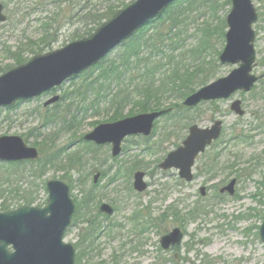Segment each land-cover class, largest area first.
Wrapping results in <instances>:
<instances>
[{
	"label": "rangeland",
	"instance_id": "obj_1",
	"mask_svg": "<svg viewBox=\"0 0 264 264\" xmlns=\"http://www.w3.org/2000/svg\"><path fill=\"white\" fill-rule=\"evenodd\" d=\"M37 1L42 0H27L21 5L8 2L10 4L5 10L8 21L0 24V76L17 66L8 57L9 51L15 52L21 46L30 45V41L39 43L41 22L48 13L43 10L30 11ZM73 1L78 3V0ZM253 1L259 10V21L254 26L257 33L255 42L257 67L254 74L260 76L264 75V0ZM63 8L65 12L59 16V22L55 26L60 28L57 42L51 43L42 52L26 53L24 56L26 62L36 55L57 51L74 41L72 34L78 29V24L76 22L74 25L71 24L72 12L69 5H64ZM76 8L79 9L78 6ZM77 9L74 12H77ZM230 10L231 5L227 6L225 11H221L220 15L227 16ZM207 18L208 14L202 16L200 23ZM193 42L190 40L188 44L192 45ZM120 51L121 48H117L106 60L113 59ZM219 65L217 76L213 80L228 76L238 67L220 63ZM98 72H94L93 75H97ZM86 77L81 75L65 82L54 90L53 95L44 94L35 99L22 101L11 109H0V138L21 136L30 146L40 149L39 144L43 143L42 140L45 137L48 140L52 136L54 142L52 149L60 151L59 157L62 161L77 151L86 154L85 164L80 173L69 172L67 175L70 177L66 179V171L61 172L58 170L60 168H53L45 180L63 179L70 185L74 200L83 199L80 185L86 191L93 190L96 197L91 211L93 218L97 215L103 217L98 210L103 203L113 207L120 206V210L104 224L117 225L118 228L110 236L105 234L100 236L96 246L85 251L82 264H264V245L259 236V228L264 221V79L251 93L240 92L228 101L203 103L197 110L187 114L184 124L189 117L190 125L196 124L201 128L210 127L213 121L223 120L224 139L230 138L235 129L238 132L244 130L249 139L238 149L222 154L213 178L205 173L193 183L180 184L177 182L176 171H169L166 174L159 170L154 171L164 155L174 150L175 144L182 141L176 137L167 138L171 124L165 118L160 120L153 136L149 138L151 148L155 147L152 152H145L144 146H140V142L143 145V141L136 140L134 144H129L120 158L113 160L110 149L95 150L87 145L84 136L100 124L138 114L132 113V107H128L117 120H114L116 113L111 101L119 92L116 83L109 84L112 86L108 88V93L104 94L107 98L100 99L95 109L78 113L77 110L82 109V106L79 100H76V96L71 94L80 89ZM54 95L64 97L67 95L69 98L54 107L44 108V103ZM235 100L242 101L246 113L244 117L240 118L230 111L231 103ZM60 113L67 120H71V116L75 115L77 128L63 131ZM258 117L260 118L257 121ZM50 121L54 122L50 124ZM187 133L188 131H184L183 137ZM88 148L94 152L88 153ZM216 151L217 149L214 152ZM212 154L213 150L209 149L206 155L198 159L194 169L196 174L197 167H202ZM233 154L238 155V161L234 160ZM138 155H140L138 159L148 169L142 170L148 172L147 182L150 184L149 189L140 196L133 189V177L131 180L128 177L130 162ZM233 163L236 164V168H231ZM96 172L102 174L97 185L94 184ZM236 172L241 175L236 186V196L225 195V198L218 199L217 193L232 179L237 178ZM19 186L26 188V183L20 182ZM201 187L207 188L206 196L200 194ZM47 197L48 195L41 189L37 203H43ZM198 206L203 207L208 215L200 216L197 220L189 218V214ZM142 212V216H137L138 228L134 221H131V217ZM179 212L181 217L176 216ZM163 214L168 215L169 219L160 225L157 219ZM83 219L85 217L81 214L78 221L83 223ZM83 227L85 226L82 224L71 227L65 236V242L75 245ZM175 227H180L184 231V241L177 249L163 251L160 240ZM77 253L79 254L78 251ZM163 258L167 262H163Z\"/></svg>",
	"mask_w": 264,
	"mask_h": 264
},
{
	"label": "trees",
	"instance_id": "obj_2",
	"mask_svg": "<svg viewBox=\"0 0 264 264\" xmlns=\"http://www.w3.org/2000/svg\"><path fill=\"white\" fill-rule=\"evenodd\" d=\"M6 1L8 2V0ZM25 1L27 0H9V2L18 5ZM133 1L135 0H78L77 4L73 0L37 1L30 11L43 10L48 13L44 21L41 22L39 43L30 41V45L21 46L15 52L9 51L8 57L18 66L26 62L24 58L26 53L42 52L51 43L57 42L60 28L55 26L59 22V16L65 12L64 5L68 4L71 8V24L74 25L75 22L78 24V29L72 34V39L78 40L93 34L104 22L110 20L120 9L125 8ZM231 1H177L162 17L152 21L135 37L124 43L116 57L104 60L96 68L83 75L88 78L84 79L80 89L71 94L76 96V100H79V104L82 106V109L77 110L78 113L95 109L100 99L107 98L104 94L108 93V88L112 86L109 84L116 83L119 92L114 95L111 101L116 113L114 120H117L122 111L128 107H132L131 112L137 114L171 108L172 112L165 116V119L171 124L167 138L176 137L177 140H183L184 131H188L191 126L189 122L191 117L184 124L187 114L198 108L189 109L184 107L182 102L217 76V70L220 67L219 56L225 46L227 30L226 16H221L220 12L225 11L227 6L231 5ZM77 6L79 9L76 8ZM75 9L77 12H74ZM207 14L209 18L200 23L202 16ZM190 40L194 41L192 45L188 44ZM96 71H99L98 74L93 75ZM68 98L65 95L63 100ZM65 111L63 112L65 113ZM259 118L256 120L258 121ZM59 119L63 124V131H72L78 126L75 115L71 116V120H67L60 113ZM248 139L249 136L244 130L238 132L235 129L230 138H222L215 143L213 154L208 161L202 167H197L196 178L205 173L213 178L214 171L218 168L217 162L221 160L222 154L232 149H238L240 145L247 143ZM42 141L43 143L39 144L42 154L39 161L6 165L0 171V212H8L23 205L44 206L46 201L43 204L37 203L40 188L46 190L44 178L53 168H60L58 170L61 172L66 171L65 176L68 179L69 172L80 173V169L84 167L86 154L77 151L62 161L59 157L60 151L52 149L53 137H49L48 140L45 137ZM178 146L179 144H175V147ZM144 147L145 152H152L155 148H151V145L148 144H145ZM216 149L217 151L214 152ZM87 151L88 153L94 152L89 148ZM233 157L234 160H239L238 155L233 154ZM138 158H140L139 155L135 156V160L131 161L128 167L130 180L134 171L148 170ZM231 168H236V164L233 163ZM236 173L237 178H240L241 175ZM20 182L26 183V188L19 186ZM178 182L183 184L181 181ZM82 187V185L79 186L83 199L75 200L77 212L73 221L74 224L76 223L75 225L85 226L76 244L79 252L77 264H82L85 251L94 248L101 235L110 236L117 226L109 224L105 226L106 219L100 221L98 216L91 217L96 197L93 190L86 191ZM217 198L223 199L225 196L217 193ZM118 210L119 207H117ZM207 213L203 207L198 206L189 214V218L197 220L200 216H207ZM81 214L85 217L83 223L78 221ZM142 214L143 212L136 213L131 218L137 227H139L137 216H142ZM176 216L181 217V212ZM168 219L169 216L163 214L157 219V223L163 225ZM162 261L167 262L165 258Z\"/></svg>",
	"mask_w": 264,
	"mask_h": 264
},
{
	"label": "water",
	"instance_id": "obj_3",
	"mask_svg": "<svg viewBox=\"0 0 264 264\" xmlns=\"http://www.w3.org/2000/svg\"><path fill=\"white\" fill-rule=\"evenodd\" d=\"M177 0H135L102 24L91 36L74 41L65 47L44 55H37L0 76V108H10L19 101L33 99L64 82L77 77L103 60L113 49L132 38L141 28L161 16ZM4 6L0 2V23L6 22ZM258 11L253 0H232V8L226 18L228 31L226 46L220 55V63L237 65L228 76L220 78L192 94L184 106L193 108L202 102L229 99L237 92L249 93L264 76L253 74L256 63L254 25ZM54 97L46 103L59 101ZM231 110L240 116L245 112L242 102L236 101ZM170 112L159 111L140 114L116 123L103 124L85 136L96 145H112V155L122 152V143L129 136L150 137L155 121ZM222 121L211 128L194 125L187 139L176 151L160 164L162 170H179L181 179L193 182V167L199 155L217 141L222 133ZM39 152L27 146L18 136L0 138V161L16 162L37 160ZM145 173L134 175V189L143 193L148 189ZM100 174L95 176L97 183ZM236 180L223 192L235 194ZM49 193L45 207L24 206L17 210L0 213V264H75V248L64 238L72 224L76 207L70 195V187L60 180L47 183ZM202 195L206 189H201ZM101 211L112 216L114 209L104 204ZM184 234L176 228L161 239L163 249L182 243ZM264 244V223L260 228Z\"/></svg>",
	"mask_w": 264,
	"mask_h": 264
}]
</instances>
